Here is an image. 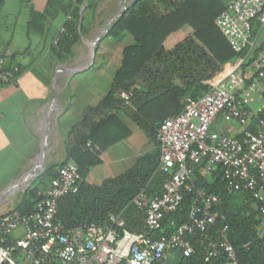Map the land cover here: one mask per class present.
I'll return each mask as SVG.
<instances>
[{"label": "built area", "instance_id": "1", "mask_svg": "<svg viewBox=\"0 0 264 264\" xmlns=\"http://www.w3.org/2000/svg\"><path fill=\"white\" fill-rule=\"evenodd\" d=\"M214 22L238 58L199 98L183 100L160 123L157 169L167 178L160 193L143 189L131 199L141 229L130 230L125 209L101 225L65 224L59 201L77 194L81 183L77 165L65 161L30 213L0 209V264H171L195 253L193 241L206 248L202 264H237L227 225L215 226L221 198L196 185L197 170L203 176L219 170L229 191L250 194L259 212L255 235L264 240V0H226ZM18 73L17 64L0 56V84L15 83ZM118 95L131 106L130 92ZM221 118L239 128L218 132L213 125ZM185 191L192 201L186 220L177 223Z\"/></svg>", "mask_w": 264, "mask_h": 264}, {"label": "trees", "instance_id": "2", "mask_svg": "<svg viewBox=\"0 0 264 264\" xmlns=\"http://www.w3.org/2000/svg\"><path fill=\"white\" fill-rule=\"evenodd\" d=\"M4 1L0 0V9ZM82 1L75 0L70 5L69 18L62 24L64 31H59L51 48L58 60L66 59L80 39ZM225 4L226 0H137L130 5L106 34L111 40L130 37V42L121 48L119 64L107 91L97 104L85 107L81 119L67 131L63 160L48 164L42 175L20 194L14 209L21 215L30 213L57 168L71 161L78 167L81 183L77 194L59 201L58 217L65 224L101 225L107 223L110 213L125 209L130 230L141 229L142 222L135 215L131 199L143 189L160 193L167 178L157 169L156 132L160 123L177 114L183 100L199 98L238 58L214 22ZM30 15L31 25L38 13L31 10ZM119 91L131 93V106L123 103ZM134 129L143 133L152 150L143 152L117 176L105 178L99 184L87 182L90 169L102 162L101 152L129 138ZM196 177L197 186L221 198L215 226L227 225V239L237 264H264V240L255 235L259 212L250 194L229 191L219 170L209 176L197 170ZM191 201L192 193L185 191L175 214L177 223L186 220ZM170 231L172 228L166 232ZM193 242L195 253L176 264L203 263L206 248Z\"/></svg>", "mask_w": 264, "mask_h": 264}, {"label": "crops", "instance_id": "3", "mask_svg": "<svg viewBox=\"0 0 264 264\" xmlns=\"http://www.w3.org/2000/svg\"><path fill=\"white\" fill-rule=\"evenodd\" d=\"M136 1H82L78 29L82 26L81 35L91 40L102 37L96 53L106 51V46L114 43L106 38L115 21H111L112 17L121 7L127 9ZM74 3L75 0H5L0 9V56L19 67L15 83L0 84V193L38 161L48 162L46 157L50 158V152L58 150L57 158L62 161L67 131L81 119L84 108L97 104L104 94L96 84H84L75 76L93 64L88 62L82 66L84 55L69 56L63 64L51 50L63 22L69 18V7ZM31 10L38 15L30 25ZM122 38L116 40L118 47L130 42L128 35ZM86 44L83 42L84 46ZM74 69L82 70L70 73ZM213 128L220 133L233 134L239 127L221 118L215 121ZM44 144L45 151L37 160ZM151 150L143 133L134 129L129 138L101 152L102 162L90 169L86 181L99 184L105 178L117 176L130 168L143 152ZM16 192L20 194V187L5 195L12 200L2 204V209L14 206ZM170 263L176 264V261Z\"/></svg>", "mask_w": 264, "mask_h": 264}, {"label": "rangeland", "instance_id": "4", "mask_svg": "<svg viewBox=\"0 0 264 264\" xmlns=\"http://www.w3.org/2000/svg\"><path fill=\"white\" fill-rule=\"evenodd\" d=\"M121 39H123V38L121 37L118 40H121ZM89 40H91L89 37L81 35V38L79 39V41L77 42V45L75 46L73 54L69 55L71 58L77 57L78 55H84L85 58H84V61L82 62V66L87 64L90 61ZM111 41H113V40H111ZM83 42L87 43L86 46L83 45ZM113 42L114 43L112 45L106 46L107 47L106 51L95 53L94 62L89 68H87L84 71L79 72L75 75L76 77H79V79H82V83H84V84L85 83H92L93 85L96 84L99 87L98 89L101 90L102 92L107 91V89L109 87L110 80H111V76H112L115 68L119 64V60L121 57L122 45H119V47H118L117 46L118 41L114 40ZM31 48H32V50L35 49L33 45ZM67 60L68 59H64V60H60V61H61V63L66 64ZM227 120L234 127H238V124L235 120H233V119H227ZM57 153H58V150H57V152H56V150L54 152H50V158L46 157V160L48 162H46L44 164V169L48 164L60 162L61 159H60V157L57 158ZM15 171H16V168L13 169L14 174H15ZM42 173H43V171L38 174V176L32 181V183L38 177H40L42 175ZM20 194L16 192L15 193L16 197H13L14 198L13 201H18ZM11 200H12L11 196H5L3 202L0 204L1 205L0 209L2 208V204H6L7 202H11ZM8 209H9V206H6L3 208V210L2 209L1 210L6 211Z\"/></svg>", "mask_w": 264, "mask_h": 264}, {"label": "water", "instance_id": "5", "mask_svg": "<svg viewBox=\"0 0 264 264\" xmlns=\"http://www.w3.org/2000/svg\"><path fill=\"white\" fill-rule=\"evenodd\" d=\"M126 10V7H121V10L118 14L114 15L111 19V21L116 20L118 17L121 16V14ZM102 37L96 36L94 39L90 41V61L89 65H91L94 62V57L97 49V44L100 42ZM82 69H74L71 70L70 73L78 72ZM56 98V97H55ZM54 98V101H55ZM45 145H43L40 153L37 156V160L40 159V156L45 151ZM44 170V163L38 161L33 168L25 172L18 180L14 181L10 185H8L2 193H0V202L3 200L4 196L9 193L10 191L15 190L17 187H20V193L24 192L32 183V181L38 176L39 173H41Z\"/></svg>", "mask_w": 264, "mask_h": 264}, {"label": "bare ground", "instance_id": "6", "mask_svg": "<svg viewBox=\"0 0 264 264\" xmlns=\"http://www.w3.org/2000/svg\"><path fill=\"white\" fill-rule=\"evenodd\" d=\"M77 64V63H76ZM58 108V107H57ZM52 122H54L53 120H52ZM55 131V130H54ZM55 133V132H54Z\"/></svg>", "mask_w": 264, "mask_h": 264}]
</instances>
